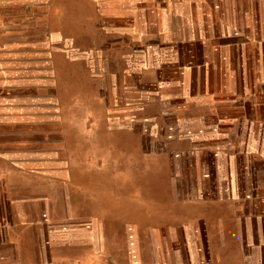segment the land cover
Returning <instances> with one entry per match:
<instances>
[{"label":"rangeland","instance_id":"374dc122","mask_svg":"<svg viewBox=\"0 0 264 264\" xmlns=\"http://www.w3.org/2000/svg\"><path fill=\"white\" fill-rule=\"evenodd\" d=\"M166 2L0 0V152L19 148V171L9 159L7 176L19 177L25 196L50 200L39 220L50 222L57 256L67 254L68 232L78 256L77 239L86 228L93 248L121 260L178 256L175 234L163 235L167 250L159 252L158 234L133 233L111 205V197L133 201L134 224L151 226L144 211L152 200L144 199L148 177L168 163L177 173L174 163L192 160L163 146L169 140L174 149L182 145L175 139L191 132L163 114L176 109L161 111L158 93L175 79L164 73L166 57L182 36L192 37L187 30L178 34V22L205 21L206 14L200 10L192 20ZM145 53L152 58L146 72ZM145 95L152 104L144 105ZM70 168L79 191L64 185ZM198 194L184 195L185 209ZM94 229L98 234L90 233Z\"/></svg>","mask_w":264,"mask_h":264},{"label":"crops","instance_id":"0c3cea01","mask_svg":"<svg viewBox=\"0 0 264 264\" xmlns=\"http://www.w3.org/2000/svg\"><path fill=\"white\" fill-rule=\"evenodd\" d=\"M166 3L188 12L192 20L200 10L206 14L205 21L178 22V34L187 30L192 37L182 36L176 52L166 57L164 73H174L175 79L164 82L158 93L161 111L171 105L177 110L163 114L187 123L191 132L175 139L180 147L168 149L169 140L163 146L192 160L174 163L177 173H171L173 164L168 163L162 174L148 177L144 199L152 200L144 211L151 226L134 224L139 217L132 212L133 201L111 197V205L116 216L127 218L133 233L158 234L159 252L167 250L163 235L175 234L178 256L121 260L93 248L88 228L77 239L78 256L71 252V232L67 254L57 256L50 222L39 220L41 206L50 200L25 196L19 177L7 176L9 159L19 171L17 148L16 154L0 152V264H264V0ZM147 60L151 65V55L145 53L144 67ZM144 97V105L152 104L151 96ZM2 109L0 103V115ZM73 181L70 168L64 183L68 192L80 190ZM189 192L199 197L190 200L187 210L183 197ZM94 230L90 233L98 234Z\"/></svg>","mask_w":264,"mask_h":264}]
</instances>
